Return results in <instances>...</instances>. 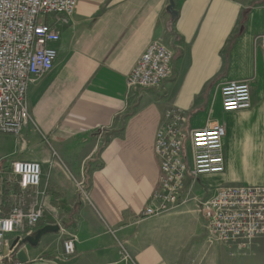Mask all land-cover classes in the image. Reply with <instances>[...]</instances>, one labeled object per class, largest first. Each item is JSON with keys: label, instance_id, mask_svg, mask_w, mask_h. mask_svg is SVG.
Listing matches in <instances>:
<instances>
[{"label": "crops", "instance_id": "crops-1", "mask_svg": "<svg viewBox=\"0 0 264 264\" xmlns=\"http://www.w3.org/2000/svg\"><path fill=\"white\" fill-rule=\"evenodd\" d=\"M169 4L79 0L60 26L55 67L30 87V123L14 137L35 151L14 162L41 165L46 215L38 230L48 216L71 219L27 245L25 264H264L205 243L194 204L142 216L160 184L155 137L171 107L186 115L189 130L226 127L225 172L201 177L197 194L264 187V0H175L174 22ZM154 41L175 52L174 74L159 89L128 93L127 79ZM231 81L250 83V109L224 113L220 87ZM83 176L87 202L75 185ZM69 239L75 254L65 257Z\"/></svg>", "mask_w": 264, "mask_h": 264}, {"label": "built area", "instance_id": "built-area-1", "mask_svg": "<svg viewBox=\"0 0 264 264\" xmlns=\"http://www.w3.org/2000/svg\"><path fill=\"white\" fill-rule=\"evenodd\" d=\"M78 3L0 0V134L18 137L30 123L29 89L53 71L58 59L56 45L61 41L60 26L70 23ZM49 17L55 19V26L48 23ZM261 48L264 62V39ZM174 58L171 48L161 41L152 42L127 79L128 93L161 88L174 74ZM220 94L224 113L252 106V88L247 81L224 83ZM198 136L203 137V143ZM225 137L224 124L189 130L186 115L177 107L169 108L155 137L160 184L142 216H157L194 204L209 233V242L245 256L264 240V187H222L209 198L205 191L201 196L195 191L201 177L225 172ZM9 167L13 180L8 193L9 210L0 215V264H20L13 243L38 230L46 215L45 192L40 189L39 163L15 161ZM77 187L82 201L88 200L84 182ZM7 221H11V230L5 227ZM63 249L66 257L73 255L74 241L64 242Z\"/></svg>", "mask_w": 264, "mask_h": 264}, {"label": "rangeland", "instance_id": "rangeland-1", "mask_svg": "<svg viewBox=\"0 0 264 264\" xmlns=\"http://www.w3.org/2000/svg\"><path fill=\"white\" fill-rule=\"evenodd\" d=\"M162 43L165 46H167L164 42H162ZM217 102L219 103L218 99H217ZM14 137H16V136L9 135V134H0V203H2V205H3L0 207V215L5 214L6 212H8L7 210H9L8 193H9V189L12 187V184L10 182L13 180V176H12L11 169H10L9 165L12 164L14 162V160H16V159H21L23 161L28 159L29 157L32 156V152L35 151V149L32 146L29 147L28 149L27 148L21 149L18 144L16 145V143L14 141ZM212 176H214V175H212ZM81 181L84 182V185H85L84 191L87 192V196H89V197H90V191H89L87 179H85L84 176L80 180L76 181V183H75L76 189L79 193L80 200L82 201L81 192H79L78 187H77V184ZM238 186H243V185H238ZM225 187L227 188V187H231V186H225ZM220 188H222V187H220ZM216 189H218V188H216ZM216 189L206 190L205 195L208 198L211 197L213 192ZM88 200H89V198H88ZM88 200H84V202H87ZM4 204H6L5 205L6 207L4 206ZM74 209H75V207H74ZM196 217L199 221L198 223L201 224V227H202L201 231L203 232L202 236H204V240H205L204 242L208 243L210 246H214L209 242V239H208V237H210L209 233H208L207 229L205 228V223L202 219V216H200L197 213V211H196ZM70 219H68V218L64 219L62 217H56V216H54V217L48 216L46 221H48V223H52L53 224L52 226H58L60 228V232H62L63 229H61V226H62V228L65 229L64 223ZM69 240H72V239H69ZM69 240H66V241H69ZM66 241H64V242H66ZM64 242H63V244H64ZM259 243L264 244V240H260L258 242V244ZM17 251L18 250H16V252ZM230 251H232V250H230ZM256 251H253L250 254H248L249 257L251 256V257L256 258V259H264V246L257 249ZM199 252L200 251H198V254L196 252V254L198 256H202L199 254ZM233 253H234V251L230 252V255L237 257V255H234ZM215 254H217V253H215ZM71 256H67V257H71ZM217 256H219V255L217 254ZM240 256H244V255H240Z\"/></svg>", "mask_w": 264, "mask_h": 264}, {"label": "water", "instance_id": "water-1", "mask_svg": "<svg viewBox=\"0 0 264 264\" xmlns=\"http://www.w3.org/2000/svg\"><path fill=\"white\" fill-rule=\"evenodd\" d=\"M167 13L171 16L172 22H174L178 18V12L176 11L175 0H170V4L167 8ZM59 232H60V228L58 226L48 225L42 229H39L31 236H28L21 241H19V238H17L13 243V247H16L17 248L16 250H18L17 251L18 253L16 254V258L18 259V262L20 264L27 263L28 257L24 249L26 248L27 245L32 247L37 246L39 241L44 235L59 233ZM5 254H7V251H5Z\"/></svg>", "mask_w": 264, "mask_h": 264}, {"label": "clouds", "instance_id": "clouds-1", "mask_svg": "<svg viewBox=\"0 0 264 264\" xmlns=\"http://www.w3.org/2000/svg\"><path fill=\"white\" fill-rule=\"evenodd\" d=\"M229 108L233 107L232 104H229L228 105ZM214 135V134H213ZM198 140L203 143V137L202 136H198ZM5 227L8 229V230H11V221H7L5 222Z\"/></svg>", "mask_w": 264, "mask_h": 264}]
</instances>
